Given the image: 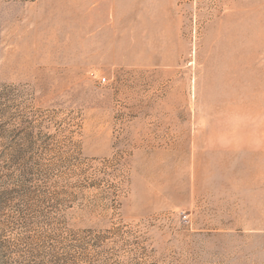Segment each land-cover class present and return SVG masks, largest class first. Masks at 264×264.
<instances>
[{
  "label": "rangeland",
  "instance_id": "1",
  "mask_svg": "<svg viewBox=\"0 0 264 264\" xmlns=\"http://www.w3.org/2000/svg\"><path fill=\"white\" fill-rule=\"evenodd\" d=\"M0 264H264V0H0Z\"/></svg>",
  "mask_w": 264,
  "mask_h": 264
},
{
  "label": "built area",
  "instance_id": "2",
  "mask_svg": "<svg viewBox=\"0 0 264 264\" xmlns=\"http://www.w3.org/2000/svg\"><path fill=\"white\" fill-rule=\"evenodd\" d=\"M106 79L105 78H102L100 79V82L99 83H105Z\"/></svg>",
  "mask_w": 264,
  "mask_h": 264
}]
</instances>
